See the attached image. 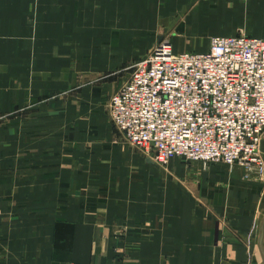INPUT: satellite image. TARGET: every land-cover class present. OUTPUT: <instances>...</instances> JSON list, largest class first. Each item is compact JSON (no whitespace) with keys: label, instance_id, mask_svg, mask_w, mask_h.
<instances>
[{"label":"crops","instance_id":"1","mask_svg":"<svg viewBox=\"0 0 264 264\" xmlns=\"http://www.w3.org/2000/svg\"><path fill=\"white\" fill-rule=\"evenodd\" d=\"M241 34L264 0H0V264H264V172L158 165L108 111L157 44Z\"/></svg>","mask_w":264,"mask_h":264},{"label":"built area","instance_id":"2","mask_svg":"<svg viewBox=\"0 0 264 264\" xmlns=\"http://www.w3.org/2000/svg\"><path fill=\"white\" fill-rule=\"evenodd\" d=\"M108 111L126 141L158 165L178 157L262 175L264 40L215 37L202 54L175 53L163 41L133 66Z\"/></svg>","mask_w":264,"mask_h":264},{"label":"rangeland","instance_id":"3","mask_svg":"<svg viewBox=\"0 0 264 264\" xmlns=\"http://www.w3.org/2000/svg\"><path fill=\"white\" fill-rule=\"evenodd\" d=\"M258 17H259V16H258ZM259 18H260V17H259ZM148 55H149V54H148ZM148 55H147V56H148ZM147 56H146V57H147Z\"/></svg>","mask_w":264,"mask_h":264}]
</instances>
